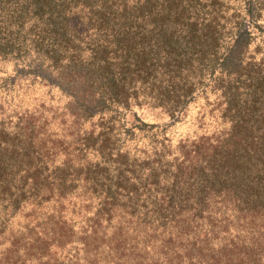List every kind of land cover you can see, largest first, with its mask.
<instances>
[{"label":"trees","instance_id":"obj_1","mask_svg":"<svg viewBox=\"0 0 264 264\" xmlns=\"http://www.w3.org/2000/svg\"><path fill=\"white\" fill-rule=\"evenodd\" d=\"M261 0H0V223L88 189L99 211L176 225L215 199L264 216ZM264 40V38H263ZM242 46V47H241ZM246 51L245 58L237 50ZM10 66V67H8ZM57 87L73 127L50 128L25 84ZM216 93L228 127L183 159H139L128 141ZM150 129V128H149Z\"/></svg>","mask_w":264,"mask_h":264},{"label":"rangeland","instance_id":"obj_2","mask_svg":"<svg viewBox=\"0 0 264 264\" xmlns=\"http://www.w3.org/2000/svg\"><path fill=\"white\" fill-rule=\"evenodd\" d=\"M261 11L264 25V6ZM251 35L247 47L264 49V37ZM237 51L244 59L246 51ZM23 87L18 97L26 91L27 106L41 110L50 128L56 122L73 127L63 109L67 97L57 87ZM133 110L141 121L154 124L128 141L139 159L156 152L164 161H181L195 146L215 143L228 127L218 97L210 91L175 119L146 105ZM233 208L230 201L215 199L201 214L187 212L176 225L157 223L139 219L137 210L130 213L128 208L111 215L99 211L93 193L82 188L48 203L26 204L0 223V264H264V216Z\"/></svg>","mask_w":264,"mask_h":264}]
</instances>
